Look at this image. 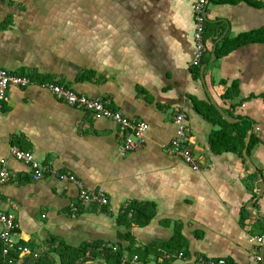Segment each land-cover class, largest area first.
<instances>
[{
	"label": "crops",
	"instance_id": "0c3cea01",
	"mask_svg": "<svg viewBox=\"0 0 264 264\" xmlns=\"http://www.w3.org/2000/svg\"><path fill=\"white\" fill-rule=\"evenodd\" d=\"M207 2L206 52L194 66V0H0V70L34 83L11 87L0 110V211L15 217L11 238L30 250L11 252L12 264H67V249L89 246L74 264H109L101 251L119 247L129 264H261V245L251 240L264 242V185L258 189L256 176L264 182V42L218 53L241 36H264V0ZM46 83L106 99L125 119L146 124L143 147L122 156L113 122L57 100ZM208 96L234 123L210 110ZM177 113L185 115L198 171L166 151ZM244 129L239 157L236 133ZM251 136L249 168L243 152ZM12 148L86 190L102 189L108 205L75 214L78 188L53 177L34 181L33 166ZM131 205L154 206V218L144 226L124 221Z\"/></svg>",
	"mask_w": 264,
	"mask_h": 264
},
{
	"label": "built area",
	"instance_id": "2783aa9c",
	"mask_svg": "<svg viewBox=\"0 0 264 264\" xmlns=\"http://www.w3.org/2000/svg\"><path fill=\"white\" fill-rule=\"evenodd\" d=\"M207 0H194L193 3V17L195 31L193 34L194 42V53L195 59L193 61L194 66H199L202 62L203 56L206 52L205 43L203 41V35L205 32L206 17L204 12L207 7ZM33 85L31 80L24 76H18L10 74L5 70H0V110L2 106L9 102L8 90L11 87L14 88H27ZM42 88L49 90L53 96L65 103L66 105L82 110L91 114L95 118L106 119L113 122L117 128L122 141L119 148L120 154L123 156L141 149L145 142V134L148 127L144 123H137L134 121L127 120L123 117L120 111L113 110L111 104L108 100L102 98H89L83 95H79L70 89L54 85V84H43ZM174 125V137L169 143L166 151L169 155H174L179 157L184 164L189 166L193 171H198L199 166L195 162V159L190 154L188 147V134L185 115L182 113H177L173 118ZM12 156L19 162L25 165H32V179L34 181H39L46 177H53L61 183L74 184L78 188V204L77 207H72V211L77 214L79 208L84 209H100L108 205V200L102 189L96 190H86L83 188L81 182L75 178L73 175L64 174L60 172L53 171L47 165L38 164L34 160V156L29 152H22L16 148L11 149ZM4 164V161L0 162ZM5 171H0L1 182L5 181ZM0 242L1 255L5 258H9L11 252L20 254H30V250L27 247L19 246L12 240V234L15 230V217L11 214L4 213L0 211ZM257 245L263 243L262 238H255L251 240ZM34 258H38L37 254L33 255ZM178 258H183V254L180 253ZM172 256L164 254L162 260H172ZM133 260H137L134 256ZM255 261L257 263L261 262V258L256 256ZM125 259L122 263H126ZM11 264V260L7 261ZM194 264H231L228 260L224 258L218 259H208L199 258L195 260Z\"/></svg>",
	"mask_w": 264,
	"mask_h": 264
},
{
	"label": "trees",
	"instance_id": "16d2710c",
	"mask_svg": "<svg viewBox=\"0 0 264 264\" xmlns=\"http://www.w3.org/2000/svg\"><path fill=\"white\" fill-rule=\"evenodd\" d=\"M210 1L216 3L215 0H209V2ZM217 3H221V4L233 3V0H217ZM204 35H205V32H204ZM204 35H203V41H204ZM255 35L256 34L244 35V36H241V38H237V39L229 42L227 44L226 48H223L224 51L222 53H218L219 54L218 56L221 57L222 55L228 54L232 50V47L233 48L237 47L240 44H244V43H247V42L248 43L264 42V36L263 37H258V36H255ZM231 43L234 44V46H232ZM229 45H231L232 47L228 48ZM13 75H16V74H13ZM18 76H24V77H27V78H29L31 80L30 77L25 76V75H18ZM31 82L33 83L32 80H31ZM46 84H52V83H46ZM66 89H68V88H66ZM194 107L199 113H201L199 108H198V106L196 104L194 105ZM210 110L212 112H214L216 115H218V113H217V111L215 109L210 108ZM205 118H207L208 120L210 119L206 115H205ZM223 124L227 125L225 122H223ZM236 134L238 135V138H237L238 139L237 140L238 141L237 155L239 157H241V152L244 149V139H245L247 133L245 132V129H244L243 131H240V130L237 131ZM210 140H211L210 144L212 146L215 143V141H214L213 138L210 139ZM255 143H256V139L251 136L250 143H249L248 149H247V155H249L250 149L255 145ZM78 211H79V209H78ZM154 214H155V208L152 205H143V206L131 205V206H129V207H127V208H125L123 210V214L121 215L122 216L121 219H123L124 221L127 220L128 222L130 221L132 224H137V225L144 226V225L148 224L151 221V219L154 218ZM91 248L92 247L89 246L87 248L83 247V248H80L78 250L67 249L65 253H68V254H66V255L69 258L72 257V260L70 262H68L67 264H74V262L79 260V254H82L83 256H85V253H86V251L88 249L91 252V250H92ZM0 251H1V249H0ZM126 251L123 250L121 247H119L118 250L116 252H114V253L111 250H102L101 253H103L105 256H107L109 258V262H108L109 264H129L128 261L126 263H122V260L124 258L123 255H125ZM177 251H179V250H176V252ZM178 254H180V252L177 253V256H178ZM3 259L0 260V264H8L7 261H9V260H11V262L13 263V260L10 259V258L7 259V258L3 257ZM137 259H138V257H137ZM163 261H171V260H163Z\"/></svg>",
	"mask_w": 264,
	"mask_h": 264
},
{
	"label": "water",
	"instance_id": "95a60500",
	"mask_svg": "<svg viewBox=\"0 0 264 264\" xmlns=\"http://www.w3.org/2000/svg\"><path fill=\"white\" fill-rule=\"evenodd\" d=\"M204 16L206 17V15H205V12H204ZM214 51H215V46H214V48H213V52H212V57L214 56ZM208 98H209V100H210V102H211V104L213 105V107L215 108V110L218 112V114L226 121V122H228V123H234V120H232L231 118H229L225 113H223V111L219 108V107H217L216 105H215V103L210 99V97L208 96ZM248 144H249V137H247V139H246V142H245V150H244V152H243V158L247 161V164H248V167L249 168H252V166H251V164H250V162H249V160H248V157H247V155H246V149H247V147H248ZM257 175V181H258V189L259 190H262V186L261 185H264V182H263V179H262V176L261 175H259L258 173H256ZM259 257L261 258V264H264V242H263V244H261V246H260V248H259Z\"/></svg>",
	"mask_w": 264,
	"mask_h": 264
}]
</instances>
